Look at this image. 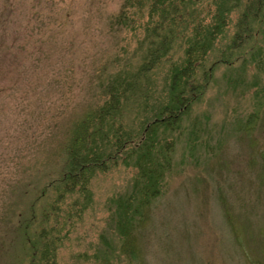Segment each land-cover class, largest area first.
Masks as SVG:
<instances>
[{"label": "rangeland", "instance_id": "obj_1", "mask_svg": "<svg viewBox=\"0 0 264 264\" xmlns=\"http://www.w3.org/2000/svg\"><path fill=\"white\" fill-rule=\"evenodd\" d=\"M171 1L163 19L152 0H0V264H264V0ZM114 89L103 131L135 143L62 183L74 126ZM143 140L168 163L126 238Z\"/></svg>", "mask_w": 264, "mask_h": 264}, {"label": "trees", "instance_id": "obj_2", "mask_svg": "<svg viewBox=\"0 0 264 264\" xmlns=\"http://www.w3.org/2000/svg\"><path fill=\"white\" fill-rule=\"evenodd\" d=\"M178 1L183 2V0ZM151 3L163 6V13H161L163 19H165L164 15L166 12H168V10H174V8L176 10V7H174V5H171V0H152ZM166 5H168L167 8ZM164 8H166L165 11ZM172 21L171 23H173ZM156 28L161 29L160 24L157 25ZM156 28L154 29V31L156 30ZM196 43L197 42H193L194 45H192L191 47H197V45H195ZM199 46L200 47L191 49L192 53L188 55L190 56L189 58H191L193 54L199 55L203 53V51L205 50V45L202 44ZM158 51V49H154L153 51L149 50L151 55L157 54ZM189 58H187V63L185 62V64L183 65L184 68H182L181 70L176 69L172 72V78L174 80L172 81L173 83L170 88L171 103L167 106V108L174 113H177L180 108H183L182 106L187 107L185 106L187 104V100H185L184 102V100H182L181 98L192 100V89L186 95L183 88V86L187 87L188 85L187 81L185 80V75L188 74V70L190 69L189 67L191 60ZM190 88L193 87L191 86ZM114 91L115 94H111L110 97V103L108 106L109 108L100 109L98 112L87 113L74 126L69 142L65 149L66 171L61 175L62 183H64L65 180H68V185H73V178H77L80 182L83 181L84 186V178L89 172V168L92 167L93 164H95L94 162H96L98 159H103L105 156L107 159H111V156H113L112 160L114 161L116 156H121L122 154H124L123 149L126 145L135 143L134 140H131L130 136L123 134V132L121 131L108 133V136H106L105 132L103 131L105 127V123L103 122V120L105 119V115L109 114V111H112V109L117 108V105L119 104L116 103V100L118 98L116 96L117 89H114ZM101 139L103 140L100 143ZM141 142L142 141H140V144H135V147H133L132 145L127 158H123V161H127L128 156L136 155V158L134 157V161L136 162L137 166L142 169L139 172V175L133 180V196H135L131 199V206L128 205V203L125 204L121 207V213H119L122 225V229H120V232H122V235L126 238L130 237V235L136 228L135 223L133 224L132 217L137 216L141 212L142 215H144L143 213H145V210H147L145 206L149 203L150 199L155 197L158 192H160V189L163 188V170L164 167H167L164 163H168L167 158L163 157V155L161 156V153L159 151L154 150L152 143L147 142L146 144L144 140L142 143ZM108 151L112 152L109 153ZM125 154H127V151L125 152ZM68 168L70 169V171L67 173V171L69 170ZM71 171H74V173L72 174ZM130 208L131 211H127ZM142 215H139L138 217ZM30 247L33 249L34 253L37 252L36 247H34L32 243L30 244ZM31 258L34 262L35 258L33 255ZM44 259H47L46 254H43V260ZM47 260L49 263L46 264H55L53 259Z\"/></svg>", "mask_w": 264, "mask_h": 264}]
</instances>
